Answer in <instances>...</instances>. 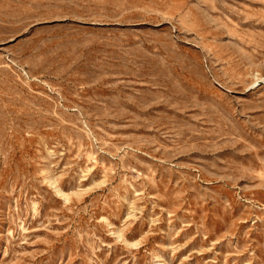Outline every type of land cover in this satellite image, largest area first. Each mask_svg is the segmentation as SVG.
Masks as SVG:
<instances>
[{"label":"rangeland","instance_id":"1","mask_svg":"<svg viewBox=\"0 0 264 264\" xmlns=\"http://www.w3.org/2000/svg\"><path fill=\"white\" fill-rule=\"evenodd\" d=\"M0 264H264V0H0Z\"/></svg>","mask_w":264,"mask_h":264}]
</instances>
